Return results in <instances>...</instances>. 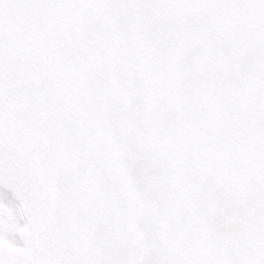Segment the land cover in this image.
<instances>
[{
	"label": "snow or ice",
	"instance_id": "obj_1",
	"mask_svg": "<svg viewBox=\"0 0 264 264\" xmlns=\"http://www.w3.org/2000/svg\"><path fill=\"white\" fill-rule=\"evenodd\" d=\"M0 264H264V0H0Z\"/></svg>",
	"mask_w": 264,
	"mask_h": 264
}]
</instances>
